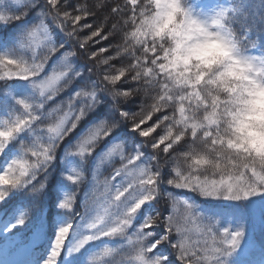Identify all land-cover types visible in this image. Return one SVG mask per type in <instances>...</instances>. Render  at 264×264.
Listing matches in <instances>:
<instances>
[{"label":"snow or ice","instance_id":"1","mask_svg":"<svg viewBox=\"0 0 264 264\" xmlns=\"http://www.w3.org/2000/svg\"><path fill=\"white\" fill-rule=\"evenodd\" d=\"M9 25L0 264H264V0H0Z\"/></svg>","mask_w":264,"mask_h":264},{"label":"trees","instance_id":"2","mask_svg":"<svg viewBox=\"0 0 264 264\" xmlns=\"http://www.w3.org/2000/svg\"><path fill=\"white\" fill-rule=\"evenodd\" d=\"M13 31H14V28H13L12 25H9L7 28L0 29V40L10 37ZM85 31H88V30H85ZM94 39L99 40L100 38L97 37V38H94ZM109 46H110V40H100V43H93L92 44V47L94 49H99L101 47H109ZM101 55L102 56H107L108 53L106 52V53H103ZM113 63H117L118 64V60L117 61H113ZM61 97L66 99V92H62L61 94H59L57 96V98H56L57 101H59L61 99ZM2 163H3V161L0 160V164H2ZM101 179H103V177H101ZM173 191H174V193L176 195L180 196L182 199H189V200H194L196 202H202L204 207L210 208L213 211L230 213V212H233V211L237 210L236 206L230 205V204H211V205L207 204V202H203L202 201V198L198 197L194 193H189L186 190L174 189ZM160 207L163 208L164 206L161 205ZM159 232H160V229H157V233L158 234H159ZM255 240H256L257 246H258L261 241H264V234H262L261 232L258 235L255 234ZM162 251H165L166 253H168L167 248L162 249Z\"/></svg>","mask_w":264,"mask_h":264},{"label":"rangeland","instance_id":"3","mask_svg":"<svg viewBox=\"0 0 264 264\" xmlns=\"http://www.w3.org/2000/svg\"><path fill=\"white\" fill-rule=\"evenodd\" d=\"M199 2H202L205 5L211 6V5H214L216 3H229L230 1L229 0H199ZM101 171L103 172V169H101ZM260 232L261 231L259 230V227H257V229L254 233V236H255V234L258 235ZM167 251L169 252V249H167Z\"/></svg>","mask_w":264,"mask_h":264}]
</instances>
